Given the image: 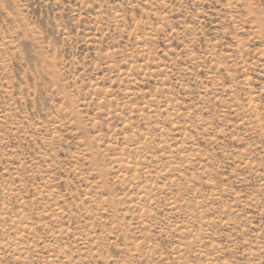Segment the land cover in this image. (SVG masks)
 Listing matches in <instances>:
<instances>
[{"label": "rangeland", "instance_id": "1", "mask_svg": "<svg viewBox=\"0 0 264 264\" xmlns=\"http://www.w3.org/2000/svg\"><path fill=\"white\" fill-rule=\"evenodd\" d=\"M0 264H264V0H0Z\"/></svg>", "mask_w": 264, "mask_h": 264}]
</instances>
